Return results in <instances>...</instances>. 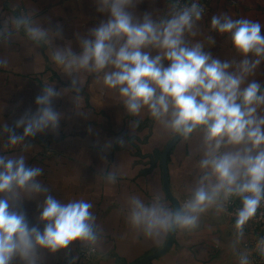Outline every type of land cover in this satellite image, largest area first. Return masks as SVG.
Returning a JSON list of instances; mask_svg holds the SVG:
<instances>
[{
  "label": "clouds",
  "instance_id": "clouds-1",
  "mask_svg": "<svg viewBox=\"0 0 264 264\" xmlns=\"http://www.w3.org/2000/svg\"><path fill=\"white\" fill-rule=\"evenodd\" d=\"M140 3L94 0L96 11L106 19L85 34H75L78 51L71 41L56 44L65 39L62 27H43L34 13L14 15L0 26V44L22 31L34 47L47 49L51 64L70 81L59 90L53 82L43 83L35 98L36 110H26L11 127L0 126V264L17 260L43 264L44 252L68 255L74 244L86 254L102 251L104 232L91 211L93 204L55 198L40 180L43 169L29 165L26 156L38 134L58 133L63 118L54 107L58 98L71 93L76 114L87 116L82 105L88 78L117 95L126 115L133 118L129 121L133 131L146 113L161 137L196 142L188 158L198 155V175L178 207L160 193L147 202L136 194L127 198L125 222L134 238L161 244L194 233L209 214L218 217L239 201L231 213V250L237 264H253V251L264 260V236L253 249L239 250L246 229L264 209V85L250 79L264 62V25L213 15L211 29L226 35L240 57L221 60L190 39L198 35L205 14L199 0H167L165 10L155 16L151 12L138 16ZM8 63L0 58V68ZM17 129H23L22 134ZM117 143L123 146L125 140ZM104 179L109 185L117 183L111 171ZM25 200L37 202L36 225L30 224L23 210ZM77 259L71 257L70 264Z\"/></svg>",
  "mask_w": 264,
  "mask_h": 264
},
{
  "label": "crops",
  "instance_id": "crops-1",
  "mask_svg": "<svg viewBox=\"0 0 264 264\" xmlns=\"http://www.w3.org/2000/svg\"><path fill=\"white\" fill-rule=\"evenodd\" d=\"M166 5L165 0H141L136 14L143 16L151 12L155 16ZM28 13H34V19L43 27L55 30L60 25L65 39L55 43L71 41L77 51L75 34H85L106 19L96 11L94 0H0V26L14 15ZM220 14L264 25V0H212L198 24V35L190 38L193 43L201 42L205 51L221 60H238L240 57L233 52L228 37L210 27L212 16ZM261 34L264 35V27ZM0 58L9 61L6 68H0V126L7 123L11 127L26 110L34 112L35 98L41 93L43 83L53 82L58 90L69 85V78L51 64L47 49L34 47L22 31L14 32L7 44H0ZM250 79L264 85V62ZM54 107L63 114L58 133L38 134L32 140L34 146L26 153L27 163L43 169L40 180L58 200L84 199L93 204L91 211L104 232L102 251L96 254L94 264H137L162 249L168 240L155 244L134 238L125 222L127 198L136 194L147 202L154 193H160L173 207L180 205L198 175L195 166L198 155L188 158L195 140L185 143L178 138L173 142L176 138L161 137L146 113L133 131L129 126L133 118L126 115L117 95L91 78L84 88L82 107L88 112L86 117L76 114L71 93L55 100ZM22 131L17 129L18 134ZM120 138L125 140L123 146L117 143ZM167 148L169 192L164 187L162 164ZM109 171L117 175L114 185L104 179ZM22 207L30 224L36 225L40 213L37 202L25 200ZM232 226L227 212L218 217L209 214L199 230L173 237L171 247L164 254L144 264H237L230 247ZM39 227L42 230L43 225ZM216 240L220 243H215ZM247 243L245 236V244L239 250L251 249ZM80 247L74 244L68 255L44 252L43 264L65 263L76 257Z\"/></svg>",
  "mask_w": 264,
  "mask_h": 264
},
{
  "label": "built area",
  "instance_id": "built-area-1",
  "mask_svg": "<svg viewBox=\"0 0 264 264\" xmlns=\"http://www.w3.org/2000/svg\"><path fill=\"white\" fill-rule=\"evenodd\" d=\"M167 3V0H165ZM212 0H199V2L204 6L205 8V13L209 10L210 8V3ZM239 206V201H235L233 204L228 206V217L233 225L234 223V216L231 214L235 211V208ZM248 238V243L247 245L253 249L256 240L260 237V236H264V209H262V212L259 216V218L255 221H253L248 228L246 229V235ZM76 257H78V259L76 260V264H94V260L96 257V254H86V251L80 247L77 250L76 253ZM252 260H253V264H264V260H262L261 258H259L258 255H256V253L253 251L252 252ZM62 264H70V260H68L65 263Z\"/></svg>",
  "mask_w": 264,
  "mask_h": 264
},
{
  "label": "water",
  "instance_id": "water-1",
  "mask_svg": "<svg viewBox=\"0 0 264 264\" xmlns=\"http://www.w3.org/2000/svg\"><path fill=\"white\" fill-rule=\"evenodd\" d=\"M178 138L174 139L173 142L175 140H177ZM168 153H169V148L166 149V151L164 152L163 154V157H162V164H163V171H164V187H165V190L167 192H169L170 190V187H169V181H168V174H167V160H168ZM177 205V204H176ZM179 205H177L178 207ZM172 242H173V237H170L166 243V245L160 249L159 251H157L156 253L148 256L147 258H145L144 260L142 261H139V263L137 264H144L146 263L147 261H150L156 257H159L161 256L162 254H164L172 245Z\"/></svg>",
  "mask_w": 264,
  "mask_h": 264
}]
</instances>
